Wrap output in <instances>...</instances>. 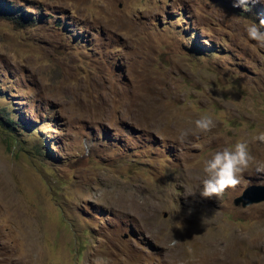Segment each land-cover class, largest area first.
Segmentation results:
<instances>
[{"label":"rangeland","instance_id":"obj_1","mask_svg":"<svg viewBox=\"0 0 264 264\" xmlns=\"http://www.w3.org/2000/svg\"><path fill=\"white\" fill-rule=\"evenodd\" d=\"M233 4L0 0V264H264V201L233 203L264 184V2ZM237 142L244 180L201 196Z\"/></svg>","mask_w":264,"mask_h":264},{"label":"clouds","instance_id":"obj_2","mask_svg":"<svg viewBox=\"0 0 264 264\" xmlns=\"http://www.w3.org/2000/svg\"><path fill=\"white\" fill-rule=\"evenodd\" d=\"M257 2H264V0H234L233 6L248 11L249 5ZM246 35L249 41L255 42V46L264 48V18L259 19L258 22L249 23ZM215 127L214 119L205 115L194 121L193 129L181 130L177 139L183 144L190 136L198 139L201 135L210 133ZM255 139L264 143V133H260ZM253 161L254 157L251 155L247 142H237L232 147L216 151L203 162L204 178L199 188L201 196L220 199L227 191L235 190L244 180L245 173L249 171ZM255 170L258 173H264V166L257 167ZM170 243L174 246L177 240L172 239Z\"/></svg>","mask_w":264,"mask_h":264},{"label":"water","instance_id":"obj_3","mask_svg":"<svg viewBox=\"0 0 264 264\" xmlns=\"http://www.w3.org/2000/svg\"><path fill=\"white\" fill-rule=\"evenodd\" d=\"M264 201V184H252L247 186L241 194L236 196L233 203L236 206L247 207L250 204Z\"/></svg>","mask_w":264,"mask_h":264},{"label":"bare ground","instance_id":"obj_4","mask_svg":"<svg viewBox=\"0 0 264 264\" xmlns=\"http://www.w3.org/2000/svg\"><path fill=\"white\" fill-rule=\"evenodd\" d=\"M113 8H114V7L112 6V7H111V10H112V12H111V16H114V10H113ZM127 29H129V30H130V29H131V27H128ZM181 126H182V125H181ZM186 130H187V129H186ZM125 218H126V217H125Z\"/></svg>","mask_w":264,"mask_h":264}]
</instances>
